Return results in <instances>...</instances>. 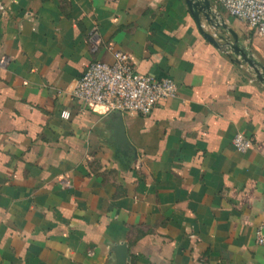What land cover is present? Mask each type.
Returning a JSON list of instances; mask_svg holds the SVG:
<instances>
[{"label":"crops","instance_id":"crops-1","mask_svg":"<svg viewBox=\"0 0 264 264\" xmlns=\"http://www.w3.org/2000/svg\"><path fill=\"white\" fill-rule=\"evenodd\" d=\"M211 2L264 67V36ZM0 4V264H264V82L185 0ZM117 50L176 94L149 115L74 98Z\"/></svg>","mask_w":264,"mask_h":264},{"label":"built area","instance_id":"built-area-1","mask_svg":"<svg viewBox=\"0 0 264 264\" xmlns=\"http://www.w3.org/2000/svg\"><path fill=\"white\" fill-rule=\"evenodd\" d=\"M215 3L217 7L245 21L250 28L264 36V0H215ZM0 7L3 8L1 4ZM177 90L175 80L137 72L129 55L117 50L112 62H90L77 81L72 95L85 104H102L122 113L149 115L159 103L175 95ZM232 143L242 152L253 146L252 138L243 132H237ZM256 234L257 242L264 244V224L259 226Z\"/></svg>","mask_w":264,"mask_h":264},{"label":"water","instance_id":"water-1","mask_svg":"<svg viewBox=\"0 0 264 264\" xmlns=\"http://www.w3.org/2000/svg\"><path fill=\"white\" fill-rule=\"evenodd\" d=\"M189 11L195 18L197 22V26L199 28V31L211 42H213L216 45H221V42H223L222 45L226 46V48L229 51H232L240 58L237 60L238 63L241 62H247L251 68L254 70L256 77L258 80L264 82V67L259 65L251 55H249V52L240 45L237 34L230 28H226V25L223 22L216 21V14L213 11V6L211 0H185ZM204 16L206 22L213 26L214 28H220L222 32L216 31L215 34H213L212 31H207L203 28L202 25V19L201 17ZM225 28L231 32L233 36V41L226 38L224 35ZM121 123V119L119 121ZM117 137L119 141H121L126 147H130L131 144L125 134L124 126L119 124V127L117 129ZM125 250V249H123ZM123 254L126 256V251Z\"/></svg>","mask_w":264,"mask_h":264}]
</instances>
